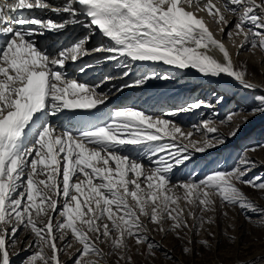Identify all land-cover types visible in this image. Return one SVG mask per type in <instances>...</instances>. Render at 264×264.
I'll return each instance as SVG.
<instances>
[{
	"label": "snow or ice",
	"instance_id": "1",
	"mask_svg": "<svg viewBox=\"0 0 264 264\" xmlns=\"http://www.w3.org/2000/svg\"><path fill=\"white\" fill-rule=\"evenodd\" d=\"M204 10L222 26L221 32L233 24L227 36L242 37L237 54L246 45L248 50H264V0H228L222 5L213 0H0V264H10L19 245L31 252L22 264H65L62 254L73 264H110L109 257L115 258L114 264H134L129 240L137 252L146 245L153 257V250L162 247L149 239L142 217L156 231L183 240L215 222L205 213H214L218 202L221 208L239 207L247 219H252L249 212L257 214V223L264 227V208L241 187L264 190V178H247L264 163L250 158L249 149L230 168L199 179L193 171L186 181L171 183L175 170L194 152L216 148L225 138L212 117L186 133L164 117L212 108V103L192 102L161 116L135 107L104 115L99 107L113 91L170 78L154 71L134 75L136 66L145 63L162 62L213 77L225 74L247 90L261 87L246 78V69L235 67L226 45L197 14ZM77 27L85 30L83 35L59 39ZM97 34L101 42L86 47ZM213 48L222 53V61L209 54ZM93 53H105L95 64L112 62L120 75L105 74L88 84L69 73V62L76 64ZM92 67L84 64L76 71L84 74ZM125 77L130 81L98 91ZM254 99L258 107L251 113L264 112V95ZM222 101L218 96L215 103ZM237 115L230 112L221 123H231ZM83 116L93 119H77ZM199 132L204 139H192ZM145 158L151 167L146 168ZM21 231L26 240L20 239ZM200 243L209 246L207 240ZM182 251L193 250L185 246Z\"/></svg>",
	"mask_w": 264,
	"mask_h": 264
},
{
	"label": "rangeland",
	"instance_id": "2",
	"mask_svg": "<svg viewBox=\"0 0 264 264\" xmlns=\"http://www.w3.org/2000/svg\"><path fill=\"white\" fill-rule=\"evenodd\" d=\"M213 3L222 5L228 3V0H213ZM229 6L231 7L232 5ZM232 21L234 23V18ZM212 22L213 28L218 32L219 28L222 26H218L213 20ZM230 30H234L233 24L227 29V32ZM227 32L224 39L233 44L232 51H236L238 59L237 69H246V78L264 89V50L260 48L254 51L248 50V46L246 45L245 48L239 50V54L237 55L238 43L240 44L242 37L234 36L232 39H229ZM224 33L225 30L222 32L221 37ZM161 73L162 72H159V74ZM166 74L170 76V78L167 79L168 81H174V83L169 85L168 90L175 88V85H177V89L171 93L169 98H171L172 102L175 101V104H177L179 100H182L179 104L182 106L176 107L174 110L186 106L191 103V101L196 102L201 98L198 94L187 97L186 93H182V91L178 89L179 85L175 81L177 75L167 72ZM173 78L175 79L172 80ZM162 80L163 79H158V82L161 83ZM165 82V80L162 81L164 84ZM261 87L255 90H247L241 85L237 86L230 84L222 86L224 91L219 90V92H213L212 88H209V95L211 97H208L205 102L214 100L215 103L218 96H223V101L219 104H215L218 107L217 111H214L212 108L202 107L203 111L198 115V123L200 124L203 119L212 117L219 132L224 134L225 142L216 148L204 152V157L202 159L194 152L189 162L175 170L172 175L171 183L175 184L177 181H186L189 174L193 171L198 174L197 179H199L210 171L230 168L234 165L239 155L246 149H249L248 156L250 158L256 161H264V147H260L255 151L250 150L253 145L264 146V112L251 113L253 108L258 107V102L254 97L264 95V90L261 89ZM205 89L206 88L200 89L199 94L206 93L207 89ZM180 97L182 99H180ZM241 109L244 111L241 112ZM230 112L238 113L234 121H236V123L238 122L240 128L234 136H230L228 128H230L231 125H235V122L233 121L228 124L221 123ZM206 114L207 116H205ZM244 116L248 117L246 122L242 119ZM199 124H197V126ZM203 137L204 134L199 132L197 135H193L192 139L202 140L204 139ZM145 166L146 168L151 167L150 164H145ZM256 176L264 178V163L253 168L247 178ZM241 187L250 199L256 202L260 208H264V190L254 189L250 186ZM176 191L178 194H182V190L177 189ZM180 205L181 207L185 206L183 200L180 201ZM224 212H227V216L223 215ZM248 215L251 216L252 219H247L244 212L239 209V207L226 205L221 208L218 202L217 209L214 213H205L206 217L212 216L215 222L210 225L205 224L199 235L190 232L183 240L177 239L172 232L165 233L156 231L155 225L149 223L147 219L142 217L150 229L149 239L153 242H158L162 247L153 250V257L147 255L146 245L141 246L139 252H137L134 241L129 240L132 249L130 254L133 256L134 264H240V262L244 261L248 262V264H258L264 261V227L257 223L259 218L257 214L249 212ZM191 222L192 221L189 220V223ZM164 226L167 228L168 224L165 223ZM209 233H211V235ZM19 236L21 240L27 239L22 231L19 233ZM229 236L235 237V239H229ZM189 239H191V243L188 242ZM201 240H207L209 246L205 247L202 245L200 243ZM77 246L78 245H74V248L69 249L68 252H73ZM185 246L191 248L193 251L188 254L183 253L182 249ZM101 247H105V245L102 244ZM22 248L23 245H19L17 249L13 250L18 251L19 254L12 256L17 257L11 264H22V261L31 254L29 251L21 250ZM105 250L107 249L105 248ZM165 253H168L167 257ZM61 259L65 264H73V260L69 259L68 254H62ZM109 261L110 264H114L115 258L109 257Z\"/></svg>",
	"mask_w": 264,
	"mask_h": 264
},
{
	"label": "bare ground",
	"instance_id": "3",
	"mask_svg": "<svg viewBox=\"0 0 264 264\" xmlns=\"http://www.w3.org/2000/svg\"><path fill=\"white\" fill-rule=\"evenodd\" d=\"M204 1L206 3L207 0H204ZM48 2L54 3L55 0H48ZM189 10H193V9H189ZM197 14L204 17V19L208 23L210 30L214 33L215 38L218 40H222V42L226 45L227 49L231 53L232 60L234 61V65L237 68L238 59L236 56V51L235 52L232 51V49H233L232 45L233 44L227 42V40L224 39V37L226 36L227 29L230 26H232V23H230L227 27H225V29H224L225 33L221 37L222 32L220 31V28H219L218 32L213 28L212 18H211V16L208 15L207 10H204L202 12H198ZM49 16H51V18H53V19H59V17L55 16V14L50 13ZM13 18H15V16H13ZM45 18H47V17H45ZM228 19L232 21L233 17L229 16ZM84 31L85 30L77 27L74 31L69 30L64 35H62L59 39L62 42L65 39L71 40L74 37L83 35ZM100 42H101V39H95L93 37L92 40L86 45V47H88L89 49L94 48ZM238 45H239V43H238ZM209 54L214 56L218 60H221V61L223 60L222 53H220L218 49H215V48L211 49ZM101 58H102V56L101 57L95 56L92 58L84 57V58L78 60V62L76 64H72L71 62H69L67 64V69L72 76L78 78L81 82H85L88 84H94V83L98 82L105 74H110L112 76H119L120 75V70L117 69L112 62L105 67H104V64H106V63L95 64V61L98 59H101ZM84 64H92L93 67L90 68L89 73H87V72L84 74L78 73L76 71V68L78 66H82ZM140 66H143V69H139ZM136 68H137V71L134 75H138L139 73H142V72H152V71H154V72L158 71L156 73L162 72L161 74H166V72L167 73H170V72L173 73V72L179 71L178 69H175L171 66H167V65L163 64L162 62L161 63H154V64L145 63L143 65L138 64L136 66ZM130 79H131V77L128 80H120V81H115V79H114L110 82V84H106V85L102 86V88L99 89L98 91H107L108 87H110L111 84H115L117 87H119L121 84L129 82ZM174 79L175 78H173L172 80H174ZM193 80H196V82H195V83H197L196 86H194L193 84L192 85L189 84ZM213 80H218V81H221V82H224L227 84H231V85L232 84L237 85V86L240 85L233 78H231L225 74H221V76H219V77L206 76V75H202L197 70H194L191 68L186 69V70H182V72L179 73V76L176 77V79H175V81L179 85L178 89H180L182 91V93H186L187 97L194 96L195 94H198L201 96V98L199 100H197L196 102L205 101L208 99V97H211L209 95V93H210L209 88H211L210 83ZM254 84H256V83H254ZM169 85H171V84H169ZM169 85L165 86L164 83H159L158 79H152V80L148 81L143 86L125 88V89H123L122 92L113 91L109 100L106 102L105 105H102L101 107L103 108L105 115H107L109 112H111L112 110L117 109V108L135 107V108H138L139 110L145 111L147 114H151L154 116H161L164 113L174 111V109L176 107L178 108V107L182 106V105H179L180 102H182V100H179V102L177 104H175V101L172 102L171 98H169L171 93L177 89L176 88L177 86L173 89H170V90L165 89V88H169ZM203 88H206L207 92L204 94H202V93L199 94L200 89H203ZM261 89H263V88L261 87ZM180 99H182V98L180 97ZM209 102L214 103V100H211ZM191 103H192V101H191ZM215 104L216 103L213 104L212 109L214 111L215 110L217 111L218 107ZM202 111H203V108L197 109V110H194L191 112H179L176 116H172V117L165 116L164 118H168V119L173 120V122L176 123L178 126H180L182 128V131H184L186 133L188 131H194L193 126L194 125L197 126V124H199L198 123V115L201 114ZM205 116H207V114ZM234 122H235V125H231L230 128H228L229 129L228 133H231L236 128V126L238 125V122L237 123H236V121H234ZM201 133H203V132H201ZM194 135H197V133H194ZM194 140H196V139H194ZM197 141H201V140H197ZM197 155L201 159L204 157L203 153H197ZM143 163H144V165L149 164L147 159H144ZM16 257L17 256L11 257L10 264L12 263V261ZM258 264H264V261H262Z\"/></svg>",
	"mask_w": 264,
	"mask_h": 264
}]
</instances>
